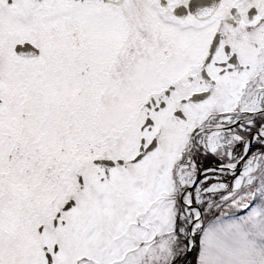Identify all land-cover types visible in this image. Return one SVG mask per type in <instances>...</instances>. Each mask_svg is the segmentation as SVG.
<instances>
[{
	"label": "snow or ice",
	"instance_id": "1",
	"mask_svg": "<svg viewBox=\"0 0 264 264\" xmlns=\"http://www.w3.org/2000/svg\"><path fill=\"white\" fill-rule=\"evenodd\" d=\"M0 264H264V0H0Z\"/></svg>",
	"mask_w": 264,
	"mask_h": 264
}]
</instances>
